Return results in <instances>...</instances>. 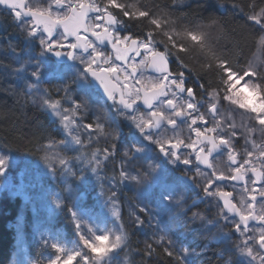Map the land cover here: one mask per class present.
Returning <instances> with one entry per match:
<instances>
[{"label": "snow or ice", "instance_id": "obj_1", "mask_svg": "<svg viewBox=\"0 0 264 264\" xmlns=\"http://www.w3.org/2000/svg\"><path fill=\"white\" fill-rule=\"evenodd\" d=\"M37 3H42V0H37ZM172 3L177 8L186 6L191 9L195 6L200 12L209 11L214 7L212 0H172ZM0 5L5 6L15 21H19L16 26L20 30L23 41L26 42V46L20 48L19 51L15 46H8L11 55L20 65L12 69L13 74L16 78L26 81L25 88L21 93L26 103L29 98L34 97L31 99V103L38 110L50 112L58 117L67 135L76 145L82 144L81 133L86 134L90 141L94 133L106 138L112 137L115 133L111 148L97 149V151H103L106 160L116 147L115 140L119 139L117 119L119 116H124L135 124L143 139L158 146L159 152L168 158L169 163L177 166L180 163L191 166L188 167V171L191 172L195 169L194 175L196 176H207L201 172L199 164L212 168L211 177L206 178L201 190L208 198V203L216 207L217 212L212 219L207 221L198 212H194L189 219H199L202 224L217 228L218 232L214 234V238L219 236L223 240H231V236L234 234L231 231L224 232L225 228L234 229V232L240 236H245L249 232L253 233L243 240V246L239 242H232L229 248L217 252L220 264H254L257 257H259L260 264H264V159H261V168L259 169L251 162V157L257 152L259 157L264 158V143L257 144L254 139L250 140L245 136V145L251 144L252 148L251 150L245 148V152L241 156L242 162H239L237 160L236 143L238 138L235 123L228 122V129L231 131L225 132L216 119L227 102L229 106H235L230 107L229 110L241 117V124H243L244 118H247L249 121L248 132L256 131L255 126L259 125L260 132L264 134V96H261L259 105L249 104L241 96L237 87L238 80L248 78L250 81L252 77H257L261 81L260 84L245 81L243 86L257 94L264 92V87H262L264 84V62H261L259 66L249 63L238 73L226 58L218 57L216 67L222 74L223 88L222 90L219 87L210 89L201 84L199 87L202 92L198 100L196 89L187 86L185 72L180 71L174 74L171 70V63L174 56L176 62L180 63L179 54L189 50L182 40H190L201 48L205 46L206 33L199 32L198 34V30L216 24L217 20L212 16L202 18L209 20V25L197 23L192 29H186L183 33H175L171 30L163 31L165 24L157 18L156 13L149 10L147 4L135 7L121 3L119 0H106L102 3L92 0L87 4L85 0H51L48 7H29L24 0H0ZM53 5L56 9H63V11L53 12ZM233 7L244 11L239 3H234ZM247 7L250 9L246 13L247 19L252 21L254 26H258L253 37V46L258 44L260 50L264 51V6H258L253 2ZM133 8L135 10H132ZM257 8H259L258 11ZM113 9H118L119 13L113 12ZM89 12H93L95 15L89 17ZM120 14L130 20H148L152 30L142 33V38L135 37L133 34H124L128 25L120 18ZM25 17L31 19L26 20ZM89 20L92 23H88ZM60 26H62V32L54 39V30ZM81 29L85 33L91 31V35L96 38L99 44L89 40L87 36H81ZM156 30L161 31L157 32ZM160 34L165 39L157 40L156 37ZM69 36L74 37L76 42L65 44L63 41L67 40ZM36 41L39 43L40 51L25 59L24 53L28 50L34 51L33 46ZM100 45H110L116 53L115 58L125 62L131 59L128 53H135L137 56L143 54L144 59L140 63L148 64L157 73L150 83L136 80L135 85H139V87L129 85L127 83L129 76L125 75L119 99V105L122 107H117L116 104V86L109 85L105 79L106 75L118 74L121 69L110 63L111 57ZM58 48H68L71 51L62 53L57 50ZM47 53H54L56 57L64 56L67 60L73 61L72 64L66 66L71 71L59 76L54 84L55 93L63 94L60 100L53 99L52 89L44 87L45 84L52 83L45 79L42 71L43 58ZM101 60L108 66L102 67L98 63ZM76 61H79L84 67H78ZM181 66L183 67V65ZM0 67L8 68L9 66L0 63ZM208 67L211 68L212 65L209 64ZM136 68V64H133L132 71L135 72ZM89 76L94 79H89ZM116 78L118 80L119 76L117 75ZM95 81H99L103 86L107 99L113 101L112 105H108L106 101L105 103L100 102L103 97L95 92ZM124 90L128 91V99H125ZM185 93L186 95H184ZM13 94L19 95L15 91ZM61 100L68 101L71 106L64 107ZM141 102L149 111L141 115L140 122L137 123L135 113L140 111L138 104ZM112 109H115V112L109 116L107 113ZM87 115H91L94 122L84 123V117ZM210 124L211 126H209ZM165 125L171 126V131L176 134L174 140L172 138L157 139L155 138L156 133L146 131V129L154 128L161 133V136H164L169 130L165 128ZM184 128L190 135L181 139L180 132ZM213 133L215 136L211 135ZM193 134L195 139H192ZM62 143L66 144L68 141L64 140ZM139 143V140H133L127 145L123 151L118 176L114 175L110 179L114 181L115 186L123 185L133 191L136 200L135 207L139 209V212L146 213L148 222L151 223L154 217L147 208L142 206L138 197L149 182H159L161 174L155 167L143 168L138 163L142 158L141 154L145 151L144 147L137 146ZM182 146L191 151L181 152ZM213 153H219L221 156L226 155L228 163L223 168H220L219 165L214 166L209 162V157ZM93 161H95V167H91ZM66 163L64 159L60 160L62 166ZM100 163L101 161L94 152L92 160L89 161L90 168L88 170L72 171L69 168L68 172L79 182L88 174V171H91L92 175L99 179ZM5 165L6 157L0 156V175L5 174ZM249 172H251V176L248 175ZM217 181L220 183H216ZM224 181H236L242 184L237 192L240 198L239 204L233 202L236 185H231L232 190H226L229 185L224 184ZM80 184L82 183L66 189L69 194L68 198L73 203L71 207L65 206V208L70 214L77 233L81 231L82 225L79 221L83 218L80 210L76 207L77 201L88 194L87 188L81 190ZM109 192L111 200L114 201L117 197L115 187H110ZM101 194L103 195V193ZM245 197H247L246 200ZM59 200L58 195L56 206L64 211L65 208H61ZM163 201L170 206V210L160 207L157 212L171 213L169 220H174L179 215V212L175 210L182 209L183 197L177 199L176 191H171L163 196ZM257 204L260 206L259 212L256 210ZM130 217L132 225L135 227H142L145 224V220L135 212H131ZM250 221L255 222L251 227L249 226ZM158 225L159 220H157V228H159ZM116 231L120 234L114 235V239H111L107 234H91V236L81 234L79 239L82 241L83 247L89 250L88 252L79 250V244L76 250L65 252L63 248L54 243L51 247L57 252H64L65 255L63 260L60 256H56L54 259L50 258L48 264H71L74 260L76 264H81V261L83 264H108L104 257L120 249L122 245L128 246L126 243L127 234L122 232L120 227H117ZM257 232H259L258 236H256ZM89 233H91V229H89ZM104 241H108V243L105 244ZM174 244L171 236L165 232L159 239L146 243L144 252L147 259L150 260L154 254V245H160L168 257L174 258L175 264H187V257L194 253L188 247L177 250ZM256 245H258V249L255 247ZM236 253L249 259L242 262L236 258ZM77 257L80 259L77 260ZM142 264H147V260H143Z\"/></svg>", "mask_w": 264, "mask_h": 264}, {"label": "trees", "instance_id": "obj_2", "mask_svg": "<svg viewBox=\"0 0 264 264\" xmlns=\"http://www.w3.org/2000/svg\"><path fill=\"white\" fill-rule=\"evenodd\" d=\"M96 2L102 3L106 2V0H96ZM119 2L134 5L135 7L147 4L149 10L156 13L157 18L162 19V23L168 24V27H165L163 31L171 30L175 33H183L186 29H192L197 23L209 25L210 21L202 18L214 17L217 20L216 24L202 27L198 30V34L199 32L206 33L205 46L201 48L190 40H182L189 50L179 54L180 60L188 68V71L192 75L197 76L207 86H213L215 89L219 87L221 90L223 88L222 74L216 67L218 57L226 58L232 68L238 73L251 63L256 54L259 61L264 62V51L260 50L258 44L255 47L253 46V37L258 26H254L253 22L249 21L246 16V13L250 11L247 5L254 2L258 6H264V0H219V2L212 0L214 7L206 12H200L195 6L191 9L186 6L177 8L172 3V0H119ZM234 3H239L244 11H241L240 8H234ZM132 10H135V8ZM258 10L259 8H257ZM113 12L119 13V10L113 9ZM126 19L131 25L135 26L138 33L152 30L148 20H130L128 17ZM0 23V63L9 66L8 68L0 67V152L25 157L29 163L32 161L38 162L45 147L51 143L60 144L64 136L46 112L38 110L29 100L26 103L25 98L21 94L25 88L26 81H23V79L21 81L13 74L12 69L17 68L19 63L16 62L8 50V46L12 45L17 47V51H19L20 40L14 36H22L19 35L17 30H13L10 17L0 16ZM156 31L160 32L161 30ZM156 38L159 40L165 39L162 34L157 35ZM43 61L42 71L45 79L49 80L48 78L53 76L50 74L52 70L47 69L46 66H50V63L46 57L43 58ZM209 64L212 65L211 68L208 67ZM46 73H49V75L47 76ZM256 82L261 83L258 78ZM44 87L51 88L52 86L49 83L45 84ZM262 87H264V84H262ZM14 91L19 95H14ZM235 124L240 128L243 126L241 120L235 121ZM113 134L115 136V133ZM126 134L130 136V132H126ZM119 141L120 136L117 142ZM144 160V158L141 160L142 164ZM115 174V165L108 161L104 162L102 164V172H99V179H97L96 183L99 185L105 184V188L102 189H106V184H108V181H112L110 178ZM84 180L86 182L83 185L84 188H87L88 194L82 197L81 202L80 200L77 201V206L82 205L88 208L95 201V188L92 189L87 186L90 183L93 185L97 184L87 180L86 175L79 183ZM163 180L171 185L172 191H176L177 199L184 196V189H181L183 185L175 179L172 173L165 172ZM112 182L114 183V181ZM116 192L115 201L120 207L119 223H121L122 230L128 236L126 241L128 246L121 248L122 250L115 257L114 264H118V260L124 261L126 264H142L143 260H147V264H175L174 258L168 257L160 245H154V254L150 260L147 259L144 249L146 243L151 242H148V239L144 240V242L140 241L141 236L137 233V227L132 225L130 213L135 212L145 220V224L141 228L143 234L148 232L147 214L139 212L137 207L135 209L136 200L133 197V191L129 190V188L121 185V188L117 189ZM166 194L168 192L147 191L143 188L138 199L139 201L142 199L145 202L147 201L155 209L164 207L170 210V206L163 201V196ZM127 204H134V209L131 206H127ZM148 211L155 218H163V221L169 219L165 217L167 212L158 213L157 210L149 209ZM16 217H25L27 220L22 229L29 237L28 249L32 256L31 261L36 264H45L52 255L50 245L51 241L56 237L57 230L62 229L67 234L73 233V224L67 208L61 211L48 227L38 226L33 229L30 227V214L24 211L21 199L19 197L9 198L3 196L0 198V264L9 263L13 247V230L8 224ZM189 217L188 214L179 215L174 220H169L166 225L159 224L158 227L166 229L167 235L171 236L175 242L174 247L177 250L182 247H188L192 250L194 254L187 257V264H196L199 259L200 264H220L217 259V252L228 247H226L225 243L217 241L216 237L214 238L215 232H212V227L209 231V228L206 229L205 224H202L199 219L190 220ZM201 251L202 255L199 257L197 253H201Z\"/></svg>", "mask_w": 264, "mask_h": 264}, {"label": "rangeland", "instance_id": "obj_3", "mask_svg": "<svg viewBox=\"0 0 264 264\" xmlns=\"http://www.w3.org/2000/svg\"><path fill=\"white\" fill-rule=\"evenodd\" d=\"M45 5H41L40 3H37V0H31V7L34 6H43L48 7V4L51 2V0H46ZM87 2V0H85ZM7 17V16H6ZM161 18V17H160ZM163 18V17H162ZM164 19V18H163ZM162 20V19H160ZM1 25V23H0ZM17 32H20V30L15 26ZM165 27H168V24L165 25ZM14 30V29H13ZM1 39V36H0ZM1 47V46H0ZM261 60L259 61L258 55L256 54L254 58L251 60V63H255L257 66L261 64ZM51 65V64H50ZM18 65L17 67H19ZM47 69L52 70L50 72L52 77L48 78L51 83V89H52V96L55 100H60L61 96L63 94L57 95L54 90V84L57 81V78L59 76L64 75L65 71L66 73L71 71V69H68L67 67H61L56 68L54 66H46ZM47 76L49 73H46ZM18 80V79H17ZM22 81V79H20ZM24 81V80H23ZM247 81L248 83L253 84H260L257 83V77H252L249 81L248 79L245 80H238L237 81V87L238 90L241 93V96L246 99V102L249 104H256L259 105L261 96H264V92H260L259 94L253 92L250 88L244 87V83ZM31 99H34V97L29 98V102L31 103ZM61 103L64 107H70V103L68 101L61 100ZM32 104V103H31ZM35 106L34 104H32ZM36 107V106H35ZM230 107L235 106H229L227 102H225L223 108V118H225L224 123L226 122H234L241 120V117L233 113L229 110ZM43 111V110H41ZM243 111V110H240ZM46 112L52 121L56 123V126L61 130L64 140H67L68 143H60L55 144L51 143L50 145L46 146L43 150V153H41V158L37 162H30L22 156H14L11 153L7 152H0V156L6 157V165L4 169V175H0V198L3 196H7L9 198L12 197H19L21 199V205L24 208L25 212H29L30 214V227L33 229H36L38 226L48 227L50 224L53 223L54 218L58 216L61 213L60 208H57L56 206V198L59 195L60 200L59 203L61 205V208H64V206L71 207L73 201L68 198L69 194L66 189L70 187H75L77 184H79V181L75 180V178L71 175V173L68 172V169L71 168L72 171H78V170H88L90 168L89 161L93 158V153H96L97 158L101 161L98 171L102 172V164L104 162H111L113 165H115L116 174L115 176H118L119 168H120V162L123 156V151L127 147L129 143L126 142V144H119L117 143V140H115L116 147L112 151V155L106 160L105 154L103 151H97V149L103 150L105 148H111L113 138L115 137L114 134L112 137H104L102 135H97L96 133L93 134L91 141L88 139L87 135L84 133H81V140L82 144L76 145L72 142L71 137H69L63 128V125L61 124L58 117L55 115H52L50 112ZM79 115V114H78ZM88 116H85L86 118ZM88 121L94 122V118L90 117ZM86 122V121H85ZM244 127L237 128L240 130V134H247V125L249 124V121L247 118H244L243 120ZM242 124V125H243ZM247 124V125H246ZM256 131L251 132L252 135L256 134V139L261 140L264 138V134L260 132V126H255ZM119 133L122 136H125L123 131L119 130ZM250 133V132H249ZM254 133V134H253ZM119 134V136H121ZM125 138V137H124ZM129 141V140H128ZM141 146V145H137ZM142 147V146H141ZM142 158L138 161L140 165H142L143 168H149L155 167L157 171H160L161 174V180L159 182H149L144 189L147 191H160L162 193L164 192H171L172 187L171 185L166 183L163 180V176L165 172L162 171L161 165L155 162V159H152V156L149 155V153L145 150L141 154ZM145 159L143 161V164L141 163L142 159ZM64 159L67 163L62 166L60 164V160ZM95 161L92 162L91 167H95ZM114 176V175H113ZM87 180L93 182L94 184H97V178L92 175L91 171H88V174L86 175ZM106 182V180H104ZM86 182L84 180L82 184H80L81 190L84 189L83 183ZM100 183V182H99ZM88 188H95V201L92 206L90 207H83L77 206L78 209L81 212L82 220L79 222L82 225L80 233H77V230L75 228L74 223L73 224V233L67 234L66 231L59 229L56 231V237L51 241L52 244H57L61 248L65 250V252H71L73 250L77 249V246L79 244V250H82L84 252H88V249H85L83 247L82 241H80L79 237L81 234H87L88 236H91V234L100 235V234H107L110 236L111 239H114V235L120 234L116 231L117 227L121 228V223H119V205L116 203L117 201L111 200V194L109 192L110 187H115V191L117 189H120L121 186H115V184L112 181H108V184L102 185H93L92 183L88 184ZM103 193V195L101 194ZM117 194V192H116ZM134 197V193H133ZM183 197L182 201V209L176 210L179 212V215H187V210L185 208L189 205L185 201V197ZM82 200H80L81 202ZM140 203L142 206L149 210H157L149 205V203L144 201L143 199L140 200ZM127 206H131L134 209V204H127ZM136 209V207H135ZM137 210H139L137 208ZM169 215L171 213L167 214L165 213V217L169 218ZM190 217L192 215H189ZM212 219V218H210ZM147 220V229L148 232H145L143 234L141 228L137 227V233L141 236L140 241L144 242V240L148 239V242H153L154 240L159 239L161 235H164L166 232V229L159 227L157 231V220H159V224L166 225L168 220H164L160 217H154L151 221V223L148 222V217L146 215ZM72 221V220H71ZM27 222L25 217H16L13 221L9 222L8 226L13 230V247H12V253L10 255V260L8 264H36L31 261L32 256L29 253L28 245L30 241L28 240L29 237H27L25 231L22 229L23 225ZM89 229H91V233H89ZM140 229V233H139ZM110 230V231H107ZM167 233V232H166ZM94 238V236H92ZM103 243L107 244L108 241H104ZM51 248L52 255L49 257V259H54L56 256H60L63 260L65 253L64 252H57L56 249ZM158 246V245H155ZM123 245L121 246V248ZM117 249L113 253H109L108 256L104 257V260L108 262V264H114L115 257H117V254L122 249ZM205 253V252H204ZM91 255V253H89ZM197 255L201 257V253L198 252ZM236 258L238 260H242V262H246L247 259H249L246 256L241 257L239 254H237ZM49 259L45 262V264H48ZM80 258L77 257V260ZM123 262V263H121ZM118 264H126L124 261H117ZM71 264H76V261H72ZM81 264L83 262L81 261ZM196 264H200V259ZM254 264H260L259 257H257V260L254 261Z\"/></svg>", "mask_w": 264, "mask_h": 264}, {"label": "flooded vegetation", "instance_id": "obj_4", "mask_svg": "<svg viewBox=\"0 0 264 264\" xmlns=\"http://www.w3.org/2000/svg\"><path fill=\"white\" fill-rule=\"evenodd\" d=\"M24 2L26 5L31 7V3H30L31 0H24ZM91 2H92V0H87V2H85V3L87 4V3H91ZM46 3H47L46 0H42V3H40V4L45 5ZM37 7H39V6H37ZM56 11L62 12L63 9L58 10L53 5V12H56ZM0 14H3L4 16L10 17L11 26L15 30L16 29L15 26L19 23V21H15L14 17L9 14V11L5 10L1 7H0ZM88 15H89V17H91V16H94L95 13L89 12ZM120 18L124 22H126V24L128 25L124 34H133L135 37L142 38V36H141L142 32L141 33L136 32L135 26L131 25L130 22L126 19V17H123L122 14H120ZM26 20H30V19H26ZM88 23H92V21L89 20ZM61 32H62V26L57 27L54 30L53 38L54 39L57 38L59 33H61ZM18 33H19V35H21L20 32H18ZM80 35L81 36H87V38L89 40L93 41L96 44H99V42L96 41V38L91 35V31L85 33L81 29ZM157 40H159V39L157 38ZM63 42L65 44H67L69 42L74 43V42H76V40L74 37L69 36L67 38V40H65ZM34 47L38 51H40V46H39L38 41H36V43L34 44ZM100 47L111 57L110 63L118 66L121 69V71L118 74H110V75L105 76V79L107 80L109 85H115L116 86V104H117V107H122L121 105H119V99H120V93L122 90V85L125 82L124 81L125 75L129 76V80L127 81V83L129 85H135V81L138 79L145 82V83H150L157 76V73L155 72V70L151 66H149L148 64H141L140 63V61L142 59H144L143 54H141L140 56H137L135 53H128V55L131 57V59H129V60H127V62H125V61L117 60L115 58L116 53L111 49L110 45H100ZM19 48H22V46L20 45V42H19ZM57 50L61 51L62 53H66L67 51H71V49H68V48H58ZM45 57L47 58L49 63L56 68L57 67L58 68L66 67L67 65H70L73 63V61L67 60L66 57H64V56L56 57L54 55V53H47ZM75 63L78 65V67H81V68L84 67V65L80 64L79 61H76ZM98 63H100V65L102 67L108 66L107 64L103 63V60L99 61ZM133 64H136V66H137L135 72L132 71V65ZM181 65H183V67ZM93 67L95 68V66H93ZM171 70L174 74L178 73L180 71L185 72V76L187 78V86L193 87L194 89H196L198 100L200 99V93L202 92V89L199 87L201 84L204 85L205 88L215 89L213 86H207L197 76L192 75L188 71V68L184 65V63L181 60H180V63H177L175 56L172 58ZM64 73H66V71ZM117 75L119 76L118 80L116 78ZM89 79H94V78L89 76ZM95 83H96L95 92L99 93L100 97H103V99H101L100 102L105 103V101H106V103L108 105H112L113 101L107 99V95L104 93L103 86L100 85V82L95 81ZM135 86L139 87V85H135ZM102 91H103V94H102ZM124 91H125V99H128V91L127 90H124ZM173 91H175V89H173ZM184 95H186V93ZM138 107H139L140 111L135 113V115L137 116V121H136L137 123L140 122L139 117L141 115H143L144 113L149 111L147 109V107L142 102L138 104ZM202 111H203V109H202ZM223 111H224V108L221 109V113H220V115H218L216 117V119L220 123L221 127L225 130V132H230L231 130L228 129V122L224 123L225 118H223V115H222ZM112 112H115V109H112L107 114L110 116L112 114ZM87 116L88 117L84 118V123L91 122V121H88V119H90V117H92V116L91 115H87ZM77 122H79V121H77ZM117 124L119 125V130L123 131L125 134V136H120V141L117 143L122 145V144H126V142L130 143L133 140H139L140 143L138 145H141L142 147H144L145 150L149 153V155L152 156V159H155L154 161L161 165L162 171L172 173L173 176L175 177V179L178 182H180L181 185L184 186L185 189H184L183 194L185 197V201L187 202V204H189L185 208V210H187L188 215H192L194 212H198L206 220H209L210 218L214 217L215 213L217 212V209H216V207L211 206L208 203V198L204 196V193L201 190L202 186L206 182V178L211 177V173L213 171L212 168H209L204 164H199V168H200L201 172L207 174V176H196V175H194L195 169H193V171H191V172L188 171V167H191V166H185L182 163H180L179 166H177L175 164L169 163L168 158L159 152L158 146L155 144H152L148 140L143 139L142 134L136 128L135 124L131 123L124 116L118 117ZM244 125L245 124H243V127H244ZM209 126H211V124ZM236 127L239 128L237 125H236ZM165 128H168L169 130L167 131V133L164 136H161V133L157 132V130L154 128L153 129H146V131H151L153 133H156L155 138H157V139L167 140L169 138H172L174 140L176 134L173 131H171V126L165 125ZM236 130H237V138H238V142L236 143L237 160L239 162H242L241 156L244 154L245 148L247 147L248 150H251V148H252L251 144H248L247 146L245 145L244 137L247 136L250 140L254 139L257 144L264 143V138L261 140H257L256 134H254V133H253L254 135H252L251 132L250 133L248 132L247 134L241 135L240 130H238V129H236ZM161 131H163V130H161ZM126 132H130V136H127ZM188 135H190V133L188 132V130L186 128H184V130L180 132V138L181 139L186 138ZM211 135L215 136V133H213ZM192 139H195L194 134L192 135ZM209 147H210V145H209ZM190 151H191L190 149L183 148V146L181 148V152H190ZM213 157H215V159H213ZM261 159H264V158L259 157V153L257 152L253 157H251V162L254 166H256L259 169V168H261ZM209 162L211 164H213L214 166L219 165L220 168H223L224 165L228 163L226 155L221 156L219 153H213L212 156L209 157ZM248 175L251 176L252 175L251 172H249ZM212 179H214V177H212ZM216 183H220V182L217 181ZM223 183L229 185V187L226 190H232L231 185H236V191H234L233 202L239 204L240 198L237 195V192L242 187V184L238 183L236 181H224ZM246 199H247V197H245V200ZM258 199H259V197H258ZM220 203L222 204V201ZM256 210H257V212H259V210H260L259 204H257ZM229 215H231V214H229ZM236 219H238V217H236ZM221 223H223V221H221ZM253 223H255V222L250 221L249 226L251 227ZM257 226H259V225L257 224ZM205 228L206 229L211 228V226L205 224ZM223 231L224 232H230L231 231L234 233L231 236V240H223L219 236H215L216 239L219 240L220 242L224 243L227 241L226 247H228V245L230 247L232 242H239V243H241V246H243L242 245L243 240L247 239L248 236L253 235V233L249 232L245 236H240L238 233L234 232V229H230V228H225ZM217 232H218V229L215 232V234ZM258 235H259V232L256 233V236H258ZM249 243L251 244V241H249ZM255 247L258 249V245H256ZM237 254H239V253H236V256H237Z\"/></svg>", "mask_w": 264, "mask_h": 264}, {"label": "bare ground", "instance_id": "obj_5", "mask_svg": "<svg viewBox=\"0 0 264 264\" xmlns=\"http://www.w3.org/2000/svg\"><path fill=\"white\" fill-rule=\"evenodd\" d=\"M0 16H4L3 14H1ZM16 39L18 38V40H20V45L22 46V47H25L26 46V42H24L23 41V38L22 37H19L18 35H15L14 36ZM34 47V46H33ZM39 51L34 47V51L33 50H28V51H26L25 53H24V58L25 59H27V57L29 56V55H36V53H38ZM181 189H185L184 188V186H181ZM217 231V228H213V230H212V232H216ZM225 244L227 243V241L226 242H224ZM228 248H229V245H228Z\"/></svg>", "mask_w": 264, "mask_h": 264}, {"label": "water", "instance_id": "obj_6", "mask_svg": "<svg viewBox=\"0 0 264 264\" xmlns=\"http://www.w3.org/2000/svg\"><path fill=\"white\" fill-rule=\"evenodd\" d=\"M0 7L3 8V9H5V10H7V9L5 8V6H3V5H0ZM25 19H31V18H30V17H25ZM102 94H103V91H102Z\"/></svg>", "mask_w": 264, "mask_h": 264}]
</instances>
